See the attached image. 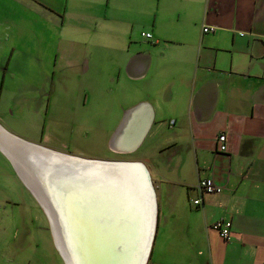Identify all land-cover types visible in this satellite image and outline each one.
<instances>
[{
    "label": "crops",
    "instance_id": "0c3cea01",
    "mask_svg": "<svg viewBox=\"0 0 264 264\" xmlns=\"http://www.w3.org/2000/svg\"><path fill=\"white\" fill-rule=\"evenodd\" d=\"M74 1L58 0L56 9L35 1L44 16L59 17L48 59L53 66L68 59L75 74L96 71L91 63L99 60L123 99L117 126L139 104L152 111L130 152L142 158L156 206L146 264H264V0H80L87 3L82 11L71 10L70 3L81 8ZM21 7L31 13V6ZM204 26L213 32L203 33ZM65 30L85 33L86 40L63 39ZM95 33H102L100 58L90 56L99 47L92 43ZM12 49L0 60V97ZM39 73L29 89L45 85L50 92L54 72ZM0 129L42 146L2 122ZM218 134L225 136L222 154ZM201 178L223 190L201 194ZM219 219L231 222L227 241L209 227ZM174 229L183 236L167 237Z\"/></svg>",
    "mask_w": 264,
    "mask_h": 264
},
{
    "label": "rangeland",
    "instance_id": "374dc122",
    "mask_svg": "<svg viewBox=\"0 0 264 264\" xmlns=\"http://www.w3.org/2000/svg\"><path fill=\"white\" fill-rule=\"evenodd\" d=\"M35 1L0 0V60L2 54L7 55L14 48L0 97V122L13 133L34 139L46 146L44 148H53L59 153L142 164V158L135 153L117 154L108 146L109 136L118 124L119 103H123V99L115 93L118 87L114 85L115 80L106 79L99 70V60L91 63L97 65L96 71L86 74L71 73L65 65L66 58L53 66L48 55L52 46L56 45L53 41L59 34L56 29L59 17L52 13L44 16L41 8L44 6ZM38 1L54 9L58 7V0ZM74 3L81 7L70 6V3L69 7L75 11H82L87 4L80 0ZM28 5L31 6V13L21 7ZM10 9L12 11L8 15ZM66 22L71 20L66 19ZM98 29L103 27L98 26ZM65 31L63 39H76L79 43L86 40L85 33L79 35ZM101 36L102 33H95L92 43L99 47L92 51L88 44L84 46L83 54L88 56L92 51V58L104 56L100 47ZM41 70L48 72V77L54 72V88L50 92L44 91L47 89L45 85L39 92L29 89L36 78L42 77ZM34 102H40V105H34ZM60 195L63 198L64 194ZM166 236L174 239L183 236V233L174 229ZM0 264H65L55 248L45 214L1 151Z\"/></svg>",
    "mask_w": 264,
    "mask_h": 264
},
{
    "label": "bare ground",
    "instance_id": "6f19581e",
    "mask_svg": "<svg viewBox=\"0 0 264 264\" xmlns=\"http://www.w3.org/2000/svg\"><path fill=\"white\" fill-rule=\"evenodd\" d=\"M1 143L50 211L68 264H137L149 214L139 172L80 166Z\"/></svg>",
    "mask_w": 264,
    "mask_h": 264
},
{
    "label": "water",
    "instance_id": "95a60500",
    "mask_svg": "<svg viewBox=\"0 0 264 264\" xmlns=\"http://www.w3.org/2000/svg\"><path fill=\"white\" fill-rule=\"evenodd\" d=\"M151 114L152 111L146 104H139L133 107L132 109H130L126 114H124L119 125L111 133L108 144L109 149L114 153H120V154H128L132 152L134 149H136L138 145H140L146 130H148V126L151 120ZM0 137H3L7 140H11L12 143L27 148V151L31 150V152L42 153L43 155H46L48 157H55L58 160H63L65 162H70L76 165L88 166V167H104V168L119 167L121 169H125V168L135 169L137 172H139L144 180V184L147 189L146 193L149 203V209H148L149 214L148 217L146 218L147 221L145 222L146 229L143 232L144 238H142L141 253L137 264H146L147 256L148 253L150 252V246L154 234V222H156L155 219L156 206L154 202L153 189L149 180V174L146 168L143 166V164L135 161H119V160L108 161L104 159H89V158L73 156L70 154L59 153L58 151L44 148L41 145L27 143V141L12 136V134L6 133L1 129H0ZM0 151L6 156L8 161L11 163V166L15 171V175L20 179L23 185L26 186L27 191L38 202V205L41 207L43 213L47 218L55 248L57 249V252L61 257V259L63 260V262L65 264H68L62 253V250L58 245L57 242L58 239L53 231L54 229L52 228V223H51L52 216L50 211L44 205L45 203L41 201L40 196L36 193L33 187L26 182V179L22 176L21 174L22 172L14 163L13 159L11 158V155L7 151L3 150L1 147H0Z\"/></svg>",
    "mask_w": 264,
    "mask_h": 264
},
{
    "label": "built area",
    "instance_id": "2783aa9c",
    "mask_svg": "<svg viewBox=\"0 0 264 264\" xmlns=\"http://www.w3.org/2000/svg\"><path fill=\"white\" fill-rule=\"evenodd\" d=\"M214 27H206L204 26L202 28L203 33H209L213 32ZM145 39H148L151 37L149 33H143L141 34ZM217 142L219 143V146L217 147V154H222L225 151V136L223 134H218L217 135ZM197 190L200 191L201 194H214V193H220L223 190V186H219L214 183L212 178H201L198 180L197 185H196ZM192 203L196 205V207H199L201 204V200L199 198H194L192 200ZM231 222L226 220V219H219L213 222L212 224L209 225L211 230H214L215 232L218 233V235L223 239V240H229L231 237Z\"/></svg>",
    "mask_w": 264,
    "mask_h": 264
},
{
    "label": "flooded vegetation",
    "instance_id": "af4514ba",
    "mask_svg": "<svg viewBox=\"0 0 264 264\" xmlns=\"http://www.w3.org/2000/svg\"><path fill=\"white\" fill-rule=\"evenodd\" d=\"M117 154H120V153H117ZM30 194V193H29ZM31 195V194H30ZM32 196V195H31ZM34 198V197H33ZM49 229H50V227H49ZM51 232V231H50ZM52 235V234H51ZM52 237V236H51Z\"/></svg>",
    "mask_w": 264,
    "mask_h": 264
}]
</instances>
